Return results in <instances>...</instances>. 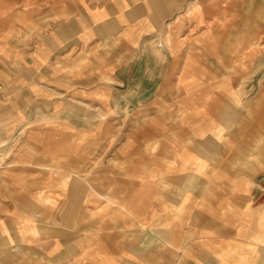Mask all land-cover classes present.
<instances>
[{
    "label": "rangeland",
    "instance_id": "obj_1",
    "mask_svg": "<svg viewBox=\"0 0 264 264\" xmlns=\"http://www.w3.org/2000/svg\"><path fill=\"white\" fill-rule=\"evenodd\" d=\"M35 1L41 5L30 9L29 5L34 3L28 4V0H0V6H6L0 14V27L4 23L10 33L20 35V43L25 45L34 37L36 24L43 27L51 19L50 8L60 0ZM227 1L225 3L231 2ZM13 11H21V14L13 18ZM234 12L223 21L224 13L219 12L206 31L191 29L185 15L184 19L168 25L170 28L165 35L153 40L156 47H166L178 58V69L183 71L187 66L192 71V77L184 79V85L196 81V87L188 91L191 96L204 89V82L209 80L208 75L204 78L205 72L212 70L214 77L211 80L216 85L210 95V109L218 116L224 113L225 118L222 127L213 132L210 142L198 140L194 132L197 127L194 119L203 117L206 109L202 107L189 112L178 109L181 97L188 95L183 87L171 103L161 96L154 105L145 107L129 121L125 112L120 114L110 110L105 103L109 94L99 87L76 86L71 93L55 90L35 95L29 94L27 89L9 92L5 87L1 88L0 264H108L114 248L120 251L115 264H123L126 254H131L125 248L131 245L140 253L128 258L135 264L164 260L166 248L154 237L155 231L152 236L146 229L144 236L139 237L134 234L136 225L125 226V210L119 206L124 196L118 193L128 187L146 188L145 183L117 171L121 154L126 153V140L130 137L136 141L135 138L143 136L140 131H135L137 126L144 123L149 127L156 117L159 123L164 121L172 125L170 128L176 135L181 127H188V139L173 138V133L170 140L169 135L168 138L148 137L146 145H142L146 149L143 155L166 153V148L175 152L196 145L202 153L212 154L210 159L217 167L210 174L214 186L221 188L222 183L235 184L240 179L246 184L247 195L255 201L264 200V190L252 189L253 178L264 185V0L246 13L248 21L240 26L234 20L241 19L243 14ZM253 19L259 24H253ZM232 30L235 31L233 34ZM221 37L230 38V43L221 44ZM206 38L213 47L206 44ZM3 52L5 49L0 43V67L4 64L13 66L11 59L8 63L1 60ZM193 71L199 76L196 77ZM40 73L43 72H38L43 82L38 88L42 91L50 89L46 87L49 82H45ZM7 76L15 79L18 75L12 76L7 71ZM20 80L25 81L23 77ZM93 113L101 119L100 127L86 133L55 120L69 115L79 121L82 117H92ZM165 117L166 121L163 120ZM131 123L132 130L129 129ZM221 131L227 134L217 133ZM221 139L226 140L222 143ZM243 149L252 153H242ZM162 159L167 161L166 166L174 165L170 157ZM137 173V178L142 179L140 167ZM177 179L179 177L171 178ZM184 180L185 177L181 181ZM93 188L103 194L99 205L93 203ZM215 189L218 188L215 186ZM114 196H118L116 201ZM124 229L128 230V235L116 237L117 231ZM94 230L106 234L105 239L111 233L114 248L103 239L100 247L98 244V248L93 246ZM87 236L90 239H83ZM81 245L84 248L79 256L76 252ZM96 249L100 259L94 258L93 250L96 252Z\"/></svg>",
    "mask_w": 264,
    "mask_h": 264
},
{
    "label": "crops",
    "instance_id": "obj_2",
    "mask_svg": "<svg viewBox=\"0 0 264 264\" xmlns=\"http://www.w3.org/2000/svg\"><path fill=\"white\" fill-rule=\"evenodd\" d=\"M34 1L28 0V4L34 3L28 6L30 9L41 5ZM74 3L72 0H60L50 8L51 19L43 27L36 24L37 34L28 40V45L20 43V35L10 33L2 24L0 43L5 52L1 60L8 63L11 59L13 66L4 64L0 67V93L3 87L9 92L27 89L33 95L55 90L71 93L76 86L99 87L109 94L105 103L110 110L120 114L125 112L129 121L145 107L154 105L161 96L169 104L174 96H178L181 87L184 93L196 87V81L184 85V79L192 77V71L187 66L183 71L178 69V58L168 48L156 47L153 40L165 35L170 28L168 25L184 19L185 15L191 29L209 30L218 14L212 13L209 0H74ZM255 5H260V0H239L234 4L233 11L243 14L234 23L239 25L248 21L246 13H250ZM5 9V5L0 6V14ZM20 14L21 11H13L12 17ZM226 17L229 15L224 13L222 21ZM2 20H5L4 17ZM252 23L259 24L254 19ZM234 32L232 30L231 34ZM224 34L222 31V36ZM228 34L229 31L226 36ZM208 39L206 44L212 45ZM228 43L230 38L221 37V44ZM7 71L12 76H18L10 79ZM39 71L43 72L40 74L45 82H49L46 87L50 89L42 91L38 88L43 82L38 77ZM193 72L196 77L199 76ZM206 75L209 80L204 82V89H197L198 95L193 92L191 96L188 92L184 98L181 97L178 108L188 112L202 107L206 109L204 114L201 111L203 117L194 119L197 124L194 132L202 142L212 141L213 132L222 127L225 118L224 113L218 116L210 109L212 104L209 98L216 84L211 80L214 77L212 70L206 71L204 78ZM20 77L25 81H21ZM20 82L25 84L22 86ZM95 115L82 117L79 121L69 115L55 120L58 124L75 126L80 132L86 133L100 127L101 119ZM156 119L149 127L144 126V123L137 126L135 131L144 135L135 138L136 141L130 137L126 140V153L121 154L122 161L117 171L130 175L132 180L145 183L146 188L128 187L118 193L124 196L119 206L125 210V226L136 225L134 234L139 237L144 236L146 229L152 236L155 231L154 237L166 248L165 259L151 264H264V200L255 201L254 197L252 199L247 195L244 190L246 184L240 179L235 184L228 181L222 183L221 188L215 185L218 188L215 189L211 181L213 178L210 177L217 169L210 159L212 154L202 153L196 149V145L175 152L166 148V153L143 155L146 149L142 145H146L149 138H168L169 135L170 140L173 133V138L188 139V127H181L176 135L170 128L172 125L164 121L159 123ZM163 120L166 121L167 117ZM161 126L168 128L163 129ZM129 129H134L132 123ZM217 133L222 136L227 134L225 131ZM202 137L208 138L203 140ZM225 140L221 139V142ZM242 153L252 151L243 149ZM166 157L171 158L170 162L174 163L172 167L166 166L167 161L162 159ZM138 167L141 168L142 179L137 178ZM175 177L179 179L171 180ZM184 177L185 180L181 181ZM254 188L257 191L264 190V185L253 178ZM93 190V203L99 205L103 194L95 188ZM117 197L114 196L115 201ZM123 234L128 235V230L117 231L116 237H122ZM111 236L110 233L109 240L105 239L106 234L101 235L94 230L93 246L97 247L98 244L100 247L103 239L109 247L114 248ZM131 246L126 245L125 249L131 254H126L123 264H135L128 258L140 254L134 250L135 246L134 249ZM83 248L84 245L78 246L76 254L81 256ZM112 251L113 257L108 264H115L120 252L116 248ZM97 252V249L96 252L93 250L94 258L100 259Z\"/></svg>",
    "mask_w": 264,
    "mask_h": 264
},
{
    "label": "bare ground",
    "instance_id": "obj_3",
    "mask_svg": "<svg viewBox=\"0 0 264 264\" xmlns=\"http://www.w3.org/2000/svg\"><path fill=\"white\" fill-rule=\"evenodd\" d=\"M211 1V4L214 6V7H211L212 9V13H219V12H222L224 11L225 14H229L230 12H232L234 10V4H236L239 0H230L231 2L230 3H225V1L223 0H209ZM229 1V0H228ZM227 1V2H228ZM210 4V2H209ZM201 7V6H200ZM203 7V6H202ZM204 8V7H203ZM189 11V10H188ZM169 18V17H168ZM212 46V45H211ZM213 47V46H212ZM212 51V49H211ZM210 51V52H211ZM262 51V50H261ZM221 78V77H220ZM224 85V84H223ZM221 86V85H220ZM213 91V90H212ZM211 97V96H210ZM208 98V97H207ZM210 99V98H209ZM80 157V156H79Z\"/></svg>",
    "mask_w": 264,
    "mask_h": 264
}]
</instances>
